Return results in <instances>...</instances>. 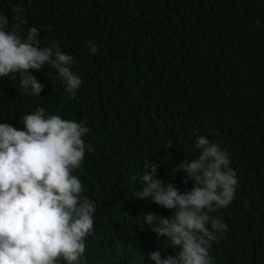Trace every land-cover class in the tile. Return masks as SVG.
<instances>
[{
    "label": "trees",
    "instance_id": "1",
    "mask_svg": "<svg viewBox=\"0 0 264 264\" xmlns=\"http://www.w3.org/2000/svg\"><path fill=\"white\" fill-rule=\"evenodd\" d=\"M0 15L8 31L38 28L41 48L57 42L83 80L73 97L50 65L29 69L45 85L30 96L18 73L0 78V123L23 129L21 117L43 107L89 129L90 150L73 172L96 208L83 264L178 254L143 226V213L173 210L135 192L151 166L190 190L194 181L171 169L198 156L200 135L229 153L238 179L232 202L211 213L227 227L209 255L264 264V0H0Z\"/></svg>",
    "mask_w": 264,
    "mask_h": 264
},
{
    "label": "clouds",
    "instance_id": "2",
    "mask_svg": "<svg viewBox=\"0 0 264 264\" xmlns=\"http://www.w3.org/2000/svg\"><path fill=\"white\" fill-rule=\"evenodd\" d=\"M7 25V17L0 15V78L18 73L20 88L40 96L45 85L29 69L40 71L47 64L74 97L83 83L72 71L74 56L57 42L41 48L36 27L22 35L8 31ZM86 44L90 54L98 52L95 43ZM21 120L19 130L0 123V264H83L96 208L82 197L81 180L73 172L90 150L82 139L89 129L83 121L47 114L43 107ZM194 147L197 157L171 169V174L182 170L185 183L194 181L190 190L181 192L169 179L156 178L155 166L146 167L138 178V199L173 210L169 216L143 213V226L179 249L163 258L161 250L151 251L147 255L155 264H214L210 244L227 227L211 213L227 207L238 186L229 153L204 135L195 139Z\"/></svg>",
    "mask_w": 264,
    "mask_h": 264
}]
</instances>
